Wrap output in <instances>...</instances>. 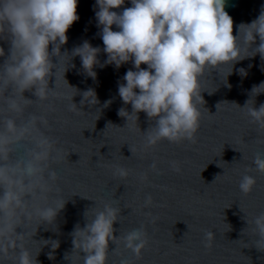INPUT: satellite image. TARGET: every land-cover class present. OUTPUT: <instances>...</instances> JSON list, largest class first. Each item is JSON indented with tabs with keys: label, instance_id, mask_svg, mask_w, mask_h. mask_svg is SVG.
I'll use <instances>...</instances> for the list:
<instances>
[{
	"label": "clouds",
	"instance_id": "1",
	"mask_svg": "<svg viewBox=\"0 0 264 264\" xmlns=\"http://www.w3.org/2000/svg\"><path fill=\"white\" fill-rule=\"evenodd\" d=\"M124 4L125 0H96L93 5L97 35L106 54L101 62V48L87 40L70 52L61 51L68 43L69 29L80 19L78 0H0V40L8 45L7 53L0 46V264H39L40 252L34 254L30 243L37 241L34 237L40 226L55 225L67 203L57 187L59 173L52 166L65 159L64 149L48 134V113L55 111L52 102L69 99L68 111L77 114L83 112L82 106L99 103L93 89L78 93L69 85L65 78L69 67H58L66 57L70 62L79 57L82 74L94 81L96 67L114 65L119 69L132 63L135 70L130 68L123 82L118 81V95L125 105H131V112L122 107L118 115L126 118V125L140 130L139 113L146 114L149 128L142 132L146 148L162 140L195 142L202 118L200 105L205 103L201 80L209 71L230 66L228 77L239 61L259 55L264 62V6L256 19L241 23L234 35V20L225 10L226 0H131V7L113 11ZM114 25L118 31L113 30ZM238 71L241 77L247 76L244 68ZM227 77L225 84L230 88ZM53 78L55 87H50ZM61 80L76 89L74 96L81 95V107L73 102L74 96L60 90ZM261 93L264 82L253 85L250 99L243 107L238 105L258 130H264V103L255 107V98ZM112 102L106 101L104 107ZM37 103L44 108L42 114L31 111ZM130 150L134 154L132 147ZM170 163L179 171L175 161ZM152 168H156L155 163ZM252 171L264 174V152L255 154L247 168V172ZM113 175L125 179L129 172L116 165ZM256 185V177L249 174L239 181L245 195ZM151 204L149 194L144 207ZM120 213L121 208L111 203L102 207L95 203L86 210L85 224L75 225L73 247L65 252L64 259L70 264H108L110 254H120L121 244L141 258L148 245L144 226L117 237L114 224L120 222ZM244 219L248 226L243 233L250 231L255 238L252 244L264 252V212L251 219L246 214ZM213 239L214 233L206 232L204 247L211 248ZM42 241L43 246H51L47 255L54 259L60 242ZM110 241L116 245L111 253ZM120 264L130 262L121 259Z\"/></svg>",
	"mask_w": 264,
	"mask_h": 264
},
{
	"label": "water",
	"instance_id": "2",
	"mask_svg": "<svg viewBox=\"0 0 264 264\" xmlns=\"http://www.w3.org/2000/svg\"><path fill=\"white\" fill-rule=\"evenodd\" d=\"M95 2L78 0L80 19L69 29L68 43L61 51L70 52L87 40L93 47L101 48L98 59L103 62L106 54L102 51L103 41L97 35ZM131 6V0H125L120 9L113 11L120 12ZM262 6L264 0H226L225 10L234 20L233 34H237L241 23L256 19ZM113 30L119 29L114 25ZM0 46L7 53V43L0 40ZM49 47L51 50V45ZM53 60L55 62V58ZM262 63L259 55L239 61L228 77L230 66L218 72L209 71L201 80L205 103L200 105L202 118L195 142L162 140L146 148L142 133L149 128L146 114L139 113L140 130L126 125V118L118 115L122 107L131 112V105H125L118 95V81L123 82L122 77L130 68L135 70L132 63H125L119 69L114 65L96 67L94 81L82 74L79 57L71 62L70 57H66L58 67H69L65 74L69 85L78 93L93 89L99 103L81 107V95L74 96L76 89L61 80L60 90L69 97L74 96L73 102L83 112H69L70 100L64 99L53 101L55 111L48 113L51 126L48 134L65 152V159L52 166L59 173L57 187L67 203L55 225L40 226L34 237L38 242L30 243L34 254L40 252L39 264H70L64 254L73 247L71 233L77 223L84 226V212L95 203L98 207L111 203L121 208L120 222L114 224L117 237L142 225L147 233L148 245L141 258L137 259L121 244L120 254H110L108 264H120L121 259H128L130 264H264V252L257 251L252 244L255 238L251 232L243 233L248 226L244 219L246 214L251 219L264 212V174L247 172L255 154L264 152V143L258 142L264 140V130H258L240 108L250 99L248 93L252 86L264 82ZM72 64L75 67H71ZM141 67L147 68V65ZM240 68L247 71V76L241 77ZM226 77L230 88L225 84ZM50 87H55L54 78ZM25 95L35 99L30 93ZM110 99L113 102L104 107ZM255 100L258 108L264 103V93ZM31 111L42 114L44 108L37 103ZM109 123L112 125L108 126ZM172 161L179 171L173 170ZM154 163L155 169L152 168ZM116 165L128 170L125 179L113 175ZM244 174L253 175L257 180L248 195L239 189ZM217 175L220 176L215 180ZM149 194L152 204L144 207ZM208 231L214 233L211 248L204 247ZM48 239L60 242L54 259L47 255L52 251L51 246H43L42 240ZM115 248L110 241L109 252Z\"/></svg>",
	"mask_w": 264,
	"mask_h": 264
}]
</instances>
